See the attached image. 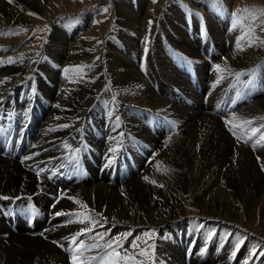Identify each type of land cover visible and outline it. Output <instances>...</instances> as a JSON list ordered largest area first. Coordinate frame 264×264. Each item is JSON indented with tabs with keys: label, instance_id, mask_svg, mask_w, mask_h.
<instances>
[{
	"label": "bare ground",
	"instance_id": "obj_1",
	"mask_svg": "<svg viewBox=\"0 0 264 264\" xmlns=\"http://www.w3.org/2000/svg\"><path fill=\"white\" fill-rule=\"evenodd\" d=\"M257 1L229 0V8ZM54 2L0 0V197H9L0 198V264H72L71 237L90 226L76 222L85 216L99 223L77 244L100 245L84 251L86 264H136L110 257L112 249L104 247L121 233L131 235L116 250L144 264H188L185 254L192 255L189 264H264V141L257 143L264 135L246 136L242 126L253 117L264 123V101L244 106L252 96L264 95V67H252L263 60L264 46L235 47L246 31H255V22L244 13L221 16L197 4L204 11L187 16L188 9L174 4L166 9L161 0H114L112 39L105 40L99 65L82 70L96 48L85 36L88 15L53 23L41 47L28 55L24 33L40 17L57 18L49 7ZM206 32L211 40L204 38ZM211 50L212 65L222 52L233 68L226 70L252 69L258 77L251 86V73L246 74V88L231 87L219 103L221 89L207 90L212 102L197 112L194 102L203 98L205 87L181 54L192 55L205 72L211 64L200 58ZM221 72L208 77L214 82ZM175 85L195 97L172 94ZM164 112L178 121L171 129L163 117L165 128L159 131L155 123ZM217 116L227 117V130ZM252 198L261 201L255 209L246 205ZM34 205L42 213L31 227ZM184 205L192 210L182 212ZM210 225L215 235L208 238ZM168 232L171 237L163 238ZM97 233L107 235L100 239ZM133 242L139 247L133 249ZM142 249L151 260L138 255Z\"/></svg>",
	"mask_w": 264,
	"mask_h": 264
},
{
	"label": "rangeland",
	"instance_id": "obj_2",
	"mask_svg": "<svg viewBox=\"0 0 264 264\" xmlns=\"http://www.w3.org/2000/svg\"><path fill=\"white\" fill-rule=\"evenodd\" d=\"M161 1L162 2L164 1V3H165L164 7L166 9H170L173 6V4L175 6H179L183 10L188 9L189 14L187 16H189L191 13H197L198 12L197 10H199L200 12L204 11L203 9H198L197 8L198 6H196V4L199 5L200 7H206V8L212 7V8H214V10H216L215 12H217L221 16H226V15L229 16L228 13H230V16L232 17V16L235 15V13L238 10L237 7H235L236 8L235 9V8H232V6H231V8L234 9V10L233 11L230 10L229 5H231V4H230L229 0H161ZM55 2H54V6H49V7H51L50 8L51 12L53 11L55 16L57 17L56 19L52 20V19H50V17L48 15L40 17V22H37L35 25H33L31 27H28L27 30L25 31L24 36H26L25 37L26 38L25 39L26 40V44L29 46V49H30L29 52H28L29 53L28 55L30 57L33 56V54H34L33 52H35L38 48L41 47L42 43L45 41V38L52 31L53 23L56 24V23H60V22H65V20H67V18L78 19V18H82V15H88V17H89L88 20L89 21H87L88 23H87V25H85V27H86L85 28V36L87 38H90L93 42H95L96 48L91 53L92 61L88 62V63H85L84 66L80 65V69H82V68H83L82 70L88 69V68L92 69L95 66H98L99 63H100V55L104 52V49H105V44H106L105 40L112 39L111 38V32L113 30L112 26H114V24L116 22V19H117V11H116L114 0H55ZM254 3H252L253 5H251L249 7L244 6L243 8H250V9L254 10L256 16L258 17L254 21L255 22L254 25L256 27L255 31H252L253 33H251V30L248 31V33L246 31V33H245V35L243 37L244 42L240 41V45L237 44V46L239 45V47L235 46L236 49L240 48V49H243V50L245 49V50L249 51L250 46L253 47L256 44L258 45V44H261V43H263V46H264V15H260V11H259L261 9H264V0H258L257 2H254ZM193 7H196L195 10L193 9ZM104 9H107V12L103 11ZM185 14H186V12H184V15ZM75 15H77V16H75ZM200 15H201V19H202V24H204V22L207 21L206 13L204 12V13H201ZM245 15L247 16V20L251 19L250 17H248L247 14H245ZM174 23L177 24L176 22H174ZM235 23H237V21ZM60 25H62V24H60ZM201 37H203V30H201ZM208 37H209V33L206 32L204 34V38L207 39ZM208 39H210V38H208ZM162 40L164 41V43L166 45L164 37H162ZM194 42L195 41H193V43ZM171 50L172 51L174 50L173 47L171 48ZM177 53L179 55L181 54L179 52H177ZM181 55H184L182 58L184 59V64L186 66V69H188L189 71L191 70V71L197 72V75L199 73L200 79L202 81V85H204V87H205L204 88L205 89V94H204L203 98L201 100L198 98L194 102V104L199 107L198 110L195 109L197 112L203 106L207 105L209 102H212L211 98H212L213 95H211V97H210V95H207V90L208 91H210V90L217 91V90L221 89V90H219V91H221L220 95L218 94L216 96L217 97L216 99H219L217 103H219V101L222 98V96L226 92H228L231 87L235 88L234 86H236V87H243L244 88L245 86H243V84H244L245 80L248 77L247 76L245 78V75L249 74V73H251L253 71L251 69V71L249 73H246V72L243 73L244 71L241 72L242 70H239V71H236V72H232L230 70H226V69H233V68H232V64L229 63V61L227 60V56L228 55L226 56V54H224L222 52H220V53H218L216 55V64L212 65V62H211L212 59L211 58L213 57L214 54H213V50H211L210 52L205 53V55H202V58H200V60H203L204 62H206V61L209 62V65L211 64L210 67H211L212 70L210 69V71L201 72L200 70L197 69L198 62L195 60V58L192 55H190V56H188L186 54H181ZM177 57L178 56H176L175 59L172 58V60L175 61L177 59ZM222 59H224L223 62H222ZM217 65H219L221 67V69H225V70L220 73L222 76L220 74L217 77L215 76L213 78V80H214V82H213L212 79L210 77H208V74L209 75L212 74L213 70L216 71L217 68H215V66H217ZM224 65L227 66V67L225 68ZM108 66H112V65L108 64ZM252 67H260V68L264 67V58H263V60L261 62L257 63L256 65H253ZM254 71H255V69H254ZM178 72H180V71L178 70ZM258 72L251 73V75L248 78V83H249L248 85L251 84V86H252V84H253L252 82L255 81L257 79V77H258ZM188 74H189V72H188ZM226 74H228V75H226ZM215 82L217 84H215ZM219 83H221L222 85L219 84ZM187 85L189 86L190 90H193L189 84H187ZM242 89L238 91V92H240L238 94V98H242V96H243V92L244 91ZM169 90H170V92L172 94L175 93V95H176L177 91H182L184 94L187 93L186 95H188V97L190 99H193L195 97V95H192L193 92L189 93V91L186 89V87L181 86V85L180 86L179 85L171 86ZM172 90H174V91L172 92ZM261 90H263V89L259 90L260 93H261ZM252 91H254V90H252ZM198 93H199L200 96H202V91H198ZM214 94H215V92H214ZM249 94L250 93L247 92V93L244 94V96L245 97H249L248 96ZM261 94L262 95H260L258 93L256 95L252 96L251 98H249V99H251L250 102H246V100H244L246 102V104H244V106H246V107L248 106L247 108H249V107H251L250 104H252V102H253V104L255 102V105L260 104L262 101H264L263 92ZM177 96H178L179 101H181L178 94H177ZM183 101H185L188 105H191L190 101L187 98L184 97ZM203 103H204V105L202 106ZM217 103H216V105H217ZM244 109H245V107L239 109V111L240 110H244ZM206 113H209V112H206ZM210 114H212V113L210 112ZM132 116H133V114H131L129 116L130 119L132 118ZM160 116H162L161 122L158 121L157 123H155V126H156V128L159 131L162 130V128L165 126L163 124V117L167 118L169 120V122L171 123V129H173L172 128L173 125L177 124L178 120H176V118L174 116H172L171 113H165L164 112ZM218 118L220 119V124L223 125L225 127V129L227 130L229 128V126H228L229 120L227 122V119H226L227 117L220 116ZM136 119H138L137 116H136ZM253 119H255V121ZM259 120H260V118L253 117L250 120V121H252L251 124H243V123H242L243 125L241 124L244 128H246V130L244 131V134L246 133V136L250 135V133L252 132V129H256L255 126H260L259 128H257V131L255 132V135L256 136L258 135V137H259L260 134L264 135V133H262V130H263L262 128H264V123L262 124L261 121H260L261 122L260 123ZM145 128H147V126ZM171 129L169 130L170 132H171ZM179 129H177V130L179 131ZM151 132L154 134L155 133L154 129H152ZM173 132H175V131L173 130ZM180 133H181V131H180ZM230 134H231V136H235L234 133L230 132ZM259 203H261V201H256L255 198L249 199L248 201L246 200V205L248 206L247 208L255 209V207L259 206L258 205ZM182 209L185 210V211H183ZM181 210H182V212L186 213V212L191 211L192 209L190 207H188L187 205H184L183 207H181ZM192 218H193V220L195 218L198 219V215L197 214L192 215ZM14 230H15L16 233L18 232V230H16V229H14ZM206 232H207V237L208 238H211V236L215 235V230H213V226L212 225H210V228H208L206 230ZM231 236H232V233H231ZM168 237H171V232H168L167 234H165V237H163V238L167 239ZM193 240H194V244H196L197 237L193 238ZM217 248H219V247H217ZM205 250H206V251H204L205 255H210L211 254L208 251L209 248H206ZM219 250H222V249L219 248ZM215 255H216V250H215ZM215 255H213L212 257H214ZM184 257H185V261L189 264V262L191 261L192 255L185 254L184 256H182V259H184ZM171 258L172 257L170 255V259ZM196 260L197 259L194 257V261H196ZM167 264H168V262H167Z\"/></svg>",
	"mask_w": 264,
	"mask_h": 264
},
{
	"label": "snow or ice",
	"instance_id": "obj_3",
	"mask_svg": "<svg viewBox=\"0 0 264 264\" xmlns=\"http://www.w3.org/2000/svg\"><path fill=\"white\" fill-rule=\"evenodd\" d=\"M9 2L11 3L12 0H9ZM103 11L107 12V9H104ZM259 11H260V15H264V9H261ZM237 13L247 14L248 17H250L253 21H255V19L258 18L256 16L254 10H252L250 8L238 9ZM29 15H35V14L34 13H29ZM241 39H243V37ZM238 47H239V45H238ZM241 50H243V49H241ZM216 68H217L218 71H224V69H221L219 65H217ZM68 71H69V69H65V72H68ZM233 119L235 120L236 118L233 117ZM261 119H264V117H261ZM242 123L243 124H251L252 121L248 120V121H243ZM64 127H66V125ZM256 131H257L256 129H252L253 134H255ZM237 139L239 140V137H237ZM260 141H264V136H261L259 141H257V143H259ZM245 142H247V141H245ZM111 151L115 152L116 149L113 148V149H111ZM257 159H259V157ZM111 163H112V160L110 159L108 161V164L110 165ZM261 169L264 170V164H261ZM144 179L147 180L148 178L145 177ZM151 183H155V181H151ZM158 186L159 187H163V185H158ZM0 198L9 199V197H0ZM29 199H31V197H29ZM52 207H55V204H53ZM84 207L87 208V205H84ZM89 211H91V210H89ZM55 215L60 216V215H72V214L63 213V212H57V213H55ZM80 215H82V214H80ZM97 215L102 216V213H97ZM104 220L106 222L107 218L105 217ZM76 222L81 223V224L87 223L90 226L81 229L79 232H77L74 236L71 237V243L76 245V247L72 248V249H68V251L71 253V262H72V264H86V259L87 258H82L84 251H87V250H90V249H94V248H98V247H100V245L97 244V243H93L91 245H87V244H85V242L83 240H81L79 242V244H77V239L80 236L87 235L88 233L94 231V229H95L96 225L99 223V221H96V220L92 219L90 216H85L84 219H79ZM68 223H73V221L69 220ZM101 226H103V225H101ZM41 235H43V233H41ZM97 235L100 237V239H104V237L107 235V233H97ZM129 235H131V233H121L119 236L113 238L112 240L106 241L104 247L112 249V252L109 253L108 255L110 257L116 259V260H119V261H134V262H136V264H144V261H136V256H134V255H122L119 251L116 250L117 248H122L123 247V244L121 243V239L122 238L126 239ZM150 235L151 234H149V233H145V236H150ZM92 238L95 239V237H92ZM65 239H68V238H65ZM53 243L59 244V242H57V241H53ZM59 246L63 247L62 244L59 245ZM131 247L133 249H135V248H138L139 245L136 244L135 242H133L131 244ZM148 247H149V249H154V245H149ZM237 247H239V245ZM138 255L142 256V257H147L148 260L152 259V255H151V253L148 250H143L142 249L139 252ZM232 255L234 256L235 252H233ZM101 259H103V258H101Z\"/></svg>",
	"mask_w": 264,
	"mask_h": 264
}]
</instances>
